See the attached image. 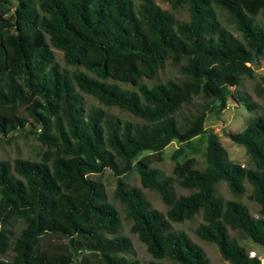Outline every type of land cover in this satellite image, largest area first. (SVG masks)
<instances>
[{"label":"trees","instance_id":"1","mask_svg":"<svg viewBox=\"0 0 264 264\" xmlns=\"http://www.w3.org/2000/svg\"><path fill=\"white\" fill-rule=\"evenodd\" d=\"M263 58L264 0H173L172 8L156 0H0V143L30 123L44 146L39 160L0 158V264H67L40 247L49 235L101 264H141L119 233L118 208L88 177L106 168L130 233L150 255L144 264H212L201 245L172 229L196 215L197 238L228 264H263L243 240L264 245V114L226 132L250 166L231 161L205 127ZM166 63L177 74L159 78ZM200 135L202 168L185 156ZM172 141L180 144L172 175L162 177L141 155L160 158ZM132 168L139 185L128 186L123 176ZM218 181L233 195L247 183L256 215L216 194ZM144 189L159 194L165 211Z\"/></svg>","mask_w":264,"mask_h":264},{"label":"rangeland","instance_id":"2","mask_svg":"<svg viewBox=\"0 0 264 264\" xmlns=\"http://www.w3.org/2000/svg\"><path fill=\"white\" fill-rule=\"evenodd\" d=\"M135 3L138 0H133ZM158 4L165 8L173 7V0H156ZM221 20L234 34L237 31L234 24L227 19L225 14H221ZM62 64L59 54H56ZM177 74V68L166 63L165 68L161 72L159 78H167ZM124 87V85H122ZM233 95L229 96L226 108L219 114L209 112L205 120V127L212 130L218 135L219 141L226 149L228 158L231 161L240 163L244 166H250L251 162L244 146L232 141L226 132L240 131L252 118L257 114H264V58L261 60L258 67L255 68L253 77H244L238 90L231 87ZM255 102L254 110L247 108L246 103ZM38 129L27 123L23 128L18 129L15 136L9 141L0 143V158L12 159L15 156H21L32 160H39L40 153L44 146L37 140ZM8 137H5L7 139ZM206 138L203 135L197 136L192 140L191 147H185V156L195 159V165L202 168L205 165L204 147ZM180 144L176 141L169 143L162 151L160 158L155 153L144 152L141 156L150 160L151 166L159 169L160 176L167 177L172 175L173 160L171 154ZM184 145V144H181ZM89 178L99 183L105 193V199L113 203L119 210L121 217L120 234L129 237L131 242L130 257L137 259L141 264L146 263L150 259V255L145 250V246L137 237L130 233L129 225L130 219L125 216L123 206L117 200L113 191L115 188L116 175L110 169H104L99 173H92L88 175ZM125 183L128 186L139 185V176L135 168H132L127 174L123 176ZM173 194L176 196L180 189L175 183L171 185ZM251 188L246 183L245 190L240 195H233L229 192L223 181H218L215 184L216 194L224 198H235L246 205L251 213L256 215V205L249 198ZM144 195L149 200L152 206L165 211V205L160 200L159 194L153 190L144 189ZM200 215H196L191 219L179 223H172L174 231L185 232L193 241L201 245L208 260L212 264H228L220 256L216 246L208 241H201L195 234V228L200 222ZM245 246L249 251H254L261 262L264 264V245L251 242L249 239L243 240ZM40 247L48 250L51 255L56 257L63 256L64 260H71L67 264H74L79 261L83 264H101L99 256L90 252H84L81 255H75V251L71 247L66 237L58 235H49L42 237L40 240Z\"/></svg>","mask_w":264,"mask_h":264},{"label":"built area","instance_id":"3","mask_svg":"<svg viewBox=\"0 0 264 264\" xmlns=\"http://www.w3.org/2000/svg\"><path fill=\"white\" fill-rule=\"evenodd\" d=\"M249 254H250V256H253V255H255V252L254 251H249Z\"/></svg>","mask_w":264,"mask_h":264}]
</instances>
